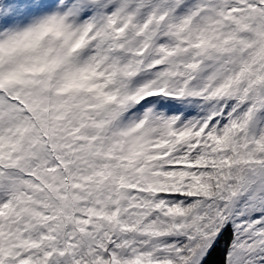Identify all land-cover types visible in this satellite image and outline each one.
Segmentation results:
<instances>
[{
	"label": "snow or ice",
	"instance_id": "obj_1",
	"mask_svg": "<svg viewBox=\"0 0 264 264\" xmlns=\"http://www.w3.org/2000/svg\"><path fill=\"white\" fill-rule=\"evenodd\" d=\"M0 264H264V0H0Z\"/></svg>",
	"mask_w": 264,
	"mask_h": 264
}]
</instances>
